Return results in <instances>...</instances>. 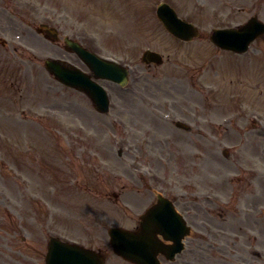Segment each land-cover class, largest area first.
Returning <instances> with one entry per match:
<instances>
[{
  "label": "rangeland",
  "instance_id": "rangeland-1",
  "mask_svg": "<svg viewBox=\"0 0 264 264\" xmlns=\"http://www.w3.org/2000/svg\"><path fill=\"white\" fill-rule=\"evenodd\" d=\"M161 2L200 37L169 34ZM252 16L264 21V0H0V264H44L53 235L122 264L108 229L135 228L166 178L195 195L179 205L196 229L174 264H264V36L242 55L210 41ZM43 22L59 42L36 33ZM65 36L131 66L123 89L101 80L109 114L45 70L51 57L89 71ZM146 49L164 64L145 65Z\"/></svg>",
  "mask_w": 264,
  "mask_h": 264
},
{
  "label": "water",
  "instance_id": "water-1",
  "mask_svg": "<svg viewBox=\"0 0 264 264\" xmlns=\"http://www.w3.org/2000/svg\"><path fill=\"white\" fill-rule=\"evenodd\" d=\"M174 12L169 5L161 4L157 14L164 22L165 27L177 37L189 41L198 36L196 27L179 19ZM43 27L46 28L48 38L57 39L56 32L46 25H43ZM263 33L264 24L256 20V18H252L238 30L231 28L226 30L214 29L212 41L217 46L226 49V51L232 50L244 53L248 51L250 43ZM67 44L68 50L76 52L90 66L96 78L113 79L123 85L128 82V71L124 68L98 59L76 42L67 40ZM143 61L161 64L163 59L158 53L147 50L144 53ZM45 67L48 72L56 76L59 82L85 92L99 112H108L109 101H107V93L101 86L91 80L90 75L84 74L72 65L55 59L46 60ZM161 213L163 211L158 206L155 210L149 211L147 215L142 216L141 228L137 233L120 228L110 229V242L114 251L124 259L136 264H159L157 256L160 253L169 255V250L172 249L170 255L173 256L176 252L181 251L183 248L182 237L175 239L174 247L163 246L159 241L155 240V235L157 234L163 235L166 239L172 237L171 231L169 230L170 232H168V227L157 220V216L162 215ZM177 218L182 224L180 217ZM163 220L162 217L161 221ZM49 241L47 264H104V259L101 258L100 254L92 250L63 243L55 238H51Z\"/></svg>",
  "mask_w": 264,
  "mask_h": 264
},
{
  "label": "flooded vegetation",
  "instance_id": "flooded-vegetation-1",
  "mask_svg": "<svg viewBox=\"0 0 264 264\" xmlns=\"http://www.w3.org/2000/svg\"><path fill=\"white\" fill-rule=\"evenodd\" d=\"M178 189H179V186L175 185V186L170 187V189H169L170 192H168V194H169L168 196L170 197V200H172L173 203H175V205L178 203L183 204L185 202L184 197L179 196L180 193L177 192ZM192 210L194 212H196V210H197V212H198V207L195 205ZM259 257H261V255H259ZM231 261L233 262V260H231ZM231 261H229V262H231ZM237 261H238L237 264H253L252 263L253 261L246 256H239L237 258Z\"/></svg>",
  "mask_w": 264,
  "mask_h": 264
}]
</instances>
